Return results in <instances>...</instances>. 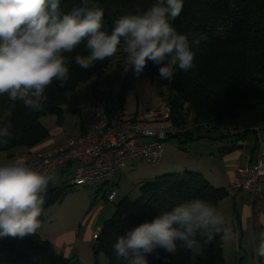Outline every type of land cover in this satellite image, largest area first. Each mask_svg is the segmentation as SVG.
<instances>
[{
  "label": "trees",
  "instance_id": "16d2710c",
  "mask_svg": "<svg viewBox=\"0 0 264 264\" xmlns=\"http://www.w3.org/2000/svg\"><path fill=\"white\" fill-rule=\"evenodd\" d=\"M154 3L155 0H90V4L104 9L102 30L109 33L121 15L137 10L142 12ZM79 5L80 0H61L60 3L63 12H70ZM172 23L180 33L188 35L190 41L196 33L208 37L199 48L192 49L194 69L188 72L177 69L171 81L162 79L160 66L151 61L142 72L169 87L165 105L171 108L174 121L179 116L180 122L184 121L186 108L195 114L194 129L212 131L217 134V140L234 139L237 142L251 133H261L264 128V0H184L180 16ZM76 52L86 55L84 44ZM76 52L68 54L69 79L65 86L61 88L59 82L54 81L46 88L42 111H32L22 101L15 104L13 139L7 145H0V152L34 149L46 142L50 133L41 119L55 116L62 124V106L67 96L75 93L82 84L97 85L101 81L111 59L97 61L94 67L84 70L71 59ZM135 75L125 80L120 101L106 100V111L110 116L123 113L125 96L132 89ZM10 105L7 95L0 96V114ZM73 190L71 183L57 180L49 184L44 199L50 206L62 202L66 193ZM228 197L227 190L212 186L200 173L157 176L142 186L137 201L125 198L117 205L114 215L105 222L95 241L93 264H101L102 256L106 259L105 264H127L114 254L117 237L143 222H151L159 212L196 198L209 202L219 211L220 203ZM39 219L40 223L44 221L43 214ZM223 246L224 238L220 234L205 247L203 255L195 259L185 249L175 255L157 249L147 256V261L148 264H225ZM0 264L81 263L58 254L51 242L36 233L23 238L0 237ZM260 264H264V257L260 258Z\"/></svg>",
  "mask_w": 264,
  "mask_h": 264
},
{
  "label": "clouds",
  "instance_id": "9594fccd",
  "mask_svg": "<svg viewBox=\"0 0 264 264\" xmlns=\"http://www.w3.org/2000/svg\"><path fill=\"white\" fill-rule=\"evenodd\" d=\"M61 0H0V96L11 105L0 114V145L13 139V107L17 102L32 111H42L45 90L54 81L63 88L69 79L70 56L84 44L87 54L76 52L75 64L84 70L97 61L115 56L121 46L126 53L124 70L140 75L149 61L159 65L162 79L171 81L177 69L196 67L193 48L208 39L206 34L189 36L173 25L184 0H155L144 11L117 18L111 32L104 27V9L90 0L63 12ZM57 177L30 167L22 158L0 164V237L23 238L36 234L44 194ZM234 238L224 216L209 202L196 198L159 212L113 245L117 258L127 264H148L147 256L162 249L175 255L185 249L195 259L202 256L217 235ZM264 257V232L255 249Z\"/></svg>",
  "mask_w": 264,
  "mask_h": 264
},
{
  "label": "rangeland",
  "instance_id": "374dc122",
  "mask_svg": "<svg viewBox=\"0 0 264 264\" xmlns=\"http://www.w3.org/2000/svg\"><path fill=\"white\" fill-rule=\"evenodd\" d=\"M125 54L123 46H121L117 54L110 58L111 60L106 73L97 85L93 83L82 84L75 93L67 96L62 108L64 110L66 130L68 132H73L76 125L75 110L79 109V107L83 108L92 105L95 97L105 101L107 99L120 101L125 80L135 74V71L132 69L125 72ZM133 79L132 89L125 96L123 103V113L126 118L142 116L147 112L157 111L165 107L170 91L169 87L164 84L165 81H162L164 84L162 85L159 80H153L148 73L135 75ZM183 113V122H180V116L177 117L176 122L172 117V127L176 132V136L168 139L165 148V157L160 164L153 166L146 162H134L129 164L125 171H119L117 173L114 184L118 190V198L115 204L97 199V196L101 197L103 194V191L98 192L97 186L85 188L76 187L73 191L66 193L62 202L48 206L47 199H44V204L42 205L44 221L40 223L41 226L38 231L45 232L54 230L52 222H55L54 224L58 226V230L80 231L81 235L85 233L83 229L91 226L90 228L94 236V233L99 230L98 227H103L105 222L111 219L116 211L117 205L123 199L129 198L132 201H137L141 197L142 186L155 179L146 180V177L152 174H158L159 176L180 174V166L182 167L181 171L193 169L189 163L183 162L182 159L180 160V157L185 158L187 151L191 152L192 149L197 150L202 146L208 148L207 146H211V142H220V140L215 141L217 134L212 131L208 132L207 129H203L202 131L196 130L190 137L180 136V132L187 134L196 125L194 123L195 114L193 112L185 108ZM41 123L50 129L59 126V122L55 116L42 118ZM180 124L184 126H180ZM162 127L168 128L167 125H162ZM250 136H253V134ZM200 137H203L202 139L205 140L203 144L198 143ZM190 138L194 140H189ZM217 146L213 145L215 150ZM16 149L23 150L25 148ZM96 221L97 224L94 230L92 225ZM226 252L228 253L226 254L227 257L225 256L227 264H241L240 260L236 261L232 259L233 254L229 251V248ZM102 257H100L101 263L105 264L106 259ZM260 258L257 259L256 252H253L247 255L246 261H243L242 264H260Z\"/></svg>",
  "mask_w": 264,
  "mask_h": 264
},
{
  "label": "built area",
  "instance_id": "2783aa9c",
  "mask_svg": "<svg viewBox=\"0 0 264 264\" xmlns=\"http://www.w3.org/2000/svg\"><path fill=\"white\" fill-rule=\"evenodd\" d=\"M81 113V136L78 139L59 147L36 151L27 164L53 175L61 170L71 173L74 189L103 186L98 191H103V194L97 199L111 204L118 198L114 184L117 173L125 171L134 162H146L153 166L160 164L168 139L176 136L172 127V111L167 105L142 116L126 118L122 112L111 116L107 114L106 101L97 98L92 105L81 108ZM263 189L264 140L259 137L258 156L254 163L238 170L229 197L248 193L254 214H259L264 200ZM99 236L100 230L95 232L94 241Z\"/></svg>",
  "mask_w": 264,
  "mask_h": 264
},
{
  "label": "crops",
  "instance_id": "0c3cea01",
  "mask_svg": "<svg viewBox=\"0 0 264 264\" xmlns=\"http://www.w3.org/2000/svg\"><path fill=\"white\" fill-rule=\"evenodd\" d=\"M75 113L77 121L73 132L70 133L66 130L65 119L62 124L54 127V129H50L42 124L50 133V138L46 142L34 149H13L9 152H0V164L17 158H22L27 163L36 151L59 147L71 140L78 139L81 136V107L76 109ZM56 119L58 121L57 117ZM194 131L196 129L193 127L187 132L188 135L180 132V136L190 137ZM251 134L253 136H250ZM251 134L242 141L235 142L234 139L220 140V142H211V146H207L208 148L202 146L197 150L192 149L191 152L187 151L186 157H180V160L182 159L183 162L189 163L193 169L181 171L182 167L180 166V174L185 172L200 173L212 186L224 188L229 193L237 177L238 170L255 162L259 153V137L264 140V128H262L260 135L257 133ZM202 138H199V144L204 143L205 140ZM189 140L194 139L190 138ZM213 145H218L216 150ZM55 176L57 180H61L63 183H71V173L61 170ZM157 176L159 175L152 174L146 177V180H152ZM97 189L101 191L103 186H97ZM219 212L225 218L226 227L230 228L234 233L233 239H224V256L228 254L226 250L229 248V251L233 254L232 259L236 261L240 260L242 264L243 261H246L247 255L255 252L259 244L260 233L264 232V200L260 213L254 214L249 194L242 192L235 198L228 197L222 201L219 205ZM97 221L92 225L94 230ZM54 223L52 222L54 230L37 231V234L44 240L51 242L58 254L64 256L66 259L79 261L81 264H93L95 261L94 247L96 246V242L93 239L91 226L83 229L85 233L81 235L80 231H60ZM98 228L99 230L102 229V227ZM225 261V264H227V259Z\"/></svg>",
  "mask_w": 264,
  "mask_h": 264
}]
</instances>
